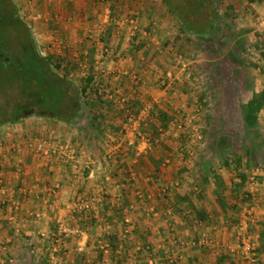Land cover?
<instances>
[{
    "label": "rangeland",
    "instance_id": "rangeland-1",
    "mask_svg": "<svg viewBox=\"0 0 264 264\" xmlns=\"http://www.w3.org/2000/svg\"><path fill=\"white\" fill-rule=\"evenodd\" d=\"M170 3L173 11L183 18V22L192 26L205 25L212 18V11H217L221 20L220 29L204 41H196L194 38V41H191V38L181 35L179 22L168 13L162 0H124L120 10L117 11L118 14L113 16L116 18L115 22L104 23V9L113 8L114 3L110 0H0V52L10 57L9 62L0 58V120L9 118L11 121H16L29 116L38 118L42 116L54 124L62 122L65 129L69 128L70 124L58 117L72 116L68 104L71 103V97L74 95V87L69 82L60 80L59 72L52 69L46 62L45 56L59 52L64 46L69 50L71 58L80 62L81 55L86 51L85 43L90 42L91 46L100 49L104 46L102 37L105 38L104 40L109 39L108 45L118 54L125 52L130 40L129 24L121 23L125 18H132L140 28L146 29L151 26L149 51H142L138 56L127 53L125 57H119L116 61L107 60L103 64L101 62L97 64L104 76L111 74L112 78H123L125 82L112 94L116 105L120 108L126 105L125 102H118L121 98L125 100L135 98L142 100L144 106L162 103L181 108L187 115L188 124L196 132L194 134L196 140L199 139L200 130H205L206 137L210 139L213 133H221L220 130L223 129L231 133L233 146L240 150L244 144L245 134L252 138L255 131L264 130V100H261L258 122L249 133L245 131L247 126L245 105L255 97V93L264 89V64L259 63L257 57V48L264 46L263 9L262 13L246 14L247 6L238 7L234 5L233 0H214V10L210 7V0H202V2L201 0H170ZM36 12H41L43 17L34 20L33 15ZM17 17H20L27 29L15 22ZM77 24H80V30L77 29ZM109 27H112V30L109 31ZM179 37L185 42V47L190 49L186 50V57L194 54L192 60L187 61L183 54L177 52L181 42L178 40ZM166 42H169L168 49L162 47ZM100 57L98 56V60H101ZM157 57L169 68L166 80L159 79L162 73L156 63ZM178 65H180L179 69ZM7 66L10 67L8 71H6ZM185 68L195 76L192 86L206 95V101L200 106L201 110L197 108L193 110L195 97L193 102L187 104V96L178 94L173 88L174 79L179 71L183 72ZM81 75H83L82 71ZM71 83L77 84L78 78L72 77ZM121 93L122 97H120ZM222 99L225 100L224 111L218 106ZM63 100L66 107L62 109ZM84 120H86L85 112L81 122ZM193 120H197L198 123L194 124ZM76 121L78 122L77 119ZM124 126L125 121L122 123L120 143L135 141L136 146L141 145L134 136L123 134ZM174 128L177 127L173 121L172 129ZM172 129L170 132L173 131ZM79 132L81 137H78L77 142L85 136L84 130ZM59 135L58 138L52 137L46 140L59 142L77 156L73 146L74 136L65 132ZM206 147L208 150L204 160H199L202 167L205 166L203 161L206 163L207 160L209 165L212 158L209 143H206ZM86 150L87 146H84L81 154L84 155ZM67 156L64 155L65 158ZM135 160V157L129 158L128 163L131 164ZM74 161L75 163L72 164L76 168L73 169L77 170L78 165H82L83 162H78L76 157ZM258 166L259 168H255V172L250 174L246 182L252 201L249 202L250 204L242 203L240 214L228 213L235 218L239 217V222L236 223L224 213L212 214L211 219L219 222L220 229H217L219 231L211 236L207 225L200 227L199 237L191 238L194 243L190 246L185 247L183 242L186 241L185 238L190 239L192 231H185L179 220L176 224L178 231L174 233L167 229L162 231L161 226L164 225L158 221L159 216L153 212V207L145 212L141 218L146 226L148 242L153 247L152 257L148 259L149 264H162V261L170 258L174 260V264H216L217 256L224 258V264H246L237 249V234L244 232L245 228L240 229V227H244L245 223L248 234L259 251L258 264H264V250H261L260 240L264 230V166L262 164ZM164 168L166 176L172 180L176 174L173 170L175 167L164 166ZM253 174H257L258 179H253ZM96 176L95 174L90 179L92 187L96 190L92 193V199H87L81 192L77 193L72 199L69 213L56 222V229L51 232L49 238L47 264H102L96 259L94 241L102 232L108 231L109 227L102 225L93 227L92 242L88 244L87 232L82 230L74 219V210L80 209L81 202L90 204L97 202L94 198H99L103 187L99 185ZM80 177V182H87L88 179L81 175ZM216 177L221 179L215 181ZM236 180L239 179L236 177ZM212 182V187L217 186L219 190L223 189V184H229V175L223 167L216 169ZM105 186L108 194L113 195L118 192V182ZM208 192L204 193L206 197L209 196ZM206 197L203 200L209 208ZM201 224L203 226V223ZM60 225L68 229L65 235L58 233ZM182 233L184 237L181 236ZM223 238L225 241H222ZM139 242L129 249L128 259L123 263L111 262L108 256L110 253L106 251L103 264H144L136 258L135 251L141 246ZM119 250L117 259L123 256L124 249Z\"/></svg>",
    "mask_w": 264,
    "mask_h": 264
},
{
    "label": "trees",
    "instance_id": "trees-1",
    "mask_svg": "<svg viewBox=\"0 0 264 264\" xmlns=\"http://www.w3.org/2000/svg\"><path fill=\"white\" fill-rule=\"evenodd\" d=\"M110 1L114 3L113 8H111L114 16L118 14L117 11L120 10L124 0ZM210 1V7L213 9V6H215L214 0ZM162 4L168 13L179 22L181 35L191 38V41H204L220 29V15L214 9L212 18L205 25L192 26L183 22V18L173 11L170 0H162ZM15 22L27 29L20 17H17ZM108 30H112V27H109ZM144 31L151 32V26L146 29L138 27L136 33L130 37L126 51L120 52V54L108 45V38L104 40L105 38L102 37L104 46L100 49L91 46L90 42L85 43L84 49L86 51L81 55L80 62L73 60L69 50L64 46L60 48L59 52L45 56L46 62L50 64L52 69L59 72L60 80L69 82L75 91L71 97V103L68 104L71 107L72 116L58 117V119L73 125L76 132L74 134L78 137H81L79 131H85V136L79 140L77 148L80 150L87 146L85 151L86 160H96L93 169L97 170L96 180L103 187L98 196L99 200L94 198L97 200L96 204L91 203L88 208L75 209L74 215L75 222L84 231H88L90 227L95 225L109 227L108 231L102 232L101 236L94 241L96 259L102 264L106 251L110 253L108 256L111 262L123 263L128 259L129 249L135 247L139 241L141 243L140 248L137 251L134 249L137 254L136 258L144 264H149L148 259L152 257L153 247L148 242L146 226L141 217L151 207H153V212H156L159 216L158 221L164 225L161 226L162 231L164 229L171 233L178 231L176 224L179 220L185 227V231H192L190 239L185 238L186 241L191 243H194L191 238L200 235L201 223H205L208 227H214V221L210 216L212 214L224 213L238 223L239 217L236 216L235 218L231 214H240L242 203L252 201L246 182L250 174L255 172V168H259L258 165L262 164L264 166V130L263 132L255 131L252 138L245 134L244 144L240 150L233 146L234 141L231 133H227L223 129L220 130L221 133H213L210 139L206 137L205 130H200L199 139L196 140L194 135L196 132L188 124L187 115L184 111L181 108L170 107L162 103H153L145 122L140 125V132L149 139V148L146 153L136 157L133 146L120 143L123 121L129 114L137 116L144 106V102L135 98L134 100L128 98L124 101L125 106L118 107L112 94L125 82H123V78H112L111 74L110 76H104L97 64L99 62L103 64L107 60L116 61L119 57H125L127 53L138 56L142 51L146 50L148 52L150 43L149 39L143 34ZM31 38L35 43L34 38L32 36ZM178 40L181 42L177 52L183 54L187 61L192 60L194 54L186 57V50L190 49L185 47L182 38L179 37ZM108 46L110 51L105 52L104 47ZM168 46L169 42L162 45L165 49H168ZM258 48L259 63L264 64V46ZM98 56H101V60H98ZM0 58H4L6 62L10 61V57L1 52ZM156 59L162 73L159 77L160 81L168 79L169 68L167 64H164L165 62L158 57ZM253 64L255 67L257 66L255 62ZM179 68L180 65H178ZM9 69L10 67L6 68V71ZM81 71L83 75H81ZM72 77L78 78L77 84L71 83ZM194 78L195 76L192 73L187 76L185 72L179 71L178 76L174 79L173 88L178 94L187 96V104L193 102L195 97V108L193 110L196 108L201 110L200 106L206 101V95L192 86ZM254 96L245 105V119L247 122L245 131H248V133L258 122L261 100H264V89L255 93ZM120 97H122V93ZM62 104L63 109L66 105L64 100ZM218 106L224 111L225 100L222 99ZM62 109L60 112H62ZM84 112L86 120L81 122ZM12 121L9 118L2 119L0 120V126ZM173 121L177 128L172 129ZM193 122L194 124L198 123L197 120H193ZM171 129L172 132H170ZM206 143H209L212 162L209 161V165H207L208 161L206 160V163L203 161L205 166L202 167L203 165L200 164L199 160H204L206 150H208V147L205 148ZM115 145H119V148L109 157L107 151ZM76 152L78 151L76 150ZM103 152L104 155H102ZM134 157L136 160L129 164L128 159H134ZM164 166L175 167L173 170L176 174L172 180H169L166 176ZM220 167H223L229 175V184H223L222 190L217 189V186L212 187L216 169ZM131 170L135 173L136 177L134 179L130 176ZM90 171L91 168L82 164L78 165L76 173L78 176L86 177ZM236 177L239 179L238 181ZM254 178L258 179L257 174H253ZM217 179L221 178L216 177L215 181ZM114 182H118V192L114 195L108 194L105 185ZM80 191L82 192V188ZM206 192L209 193L208 197L204 195ZM84 195L87 199L93 197L91 191ZM204 197L208 200L209 208L203 200ZM229 212L231 214H228ZM128 217H130L129 221H127ZM181 236L184 237L183 233ZM260 236L261 250L263 251L264 232ZM91 242L92 238L90 237L87 243L90 244ZM119 249H124V251L123 256H119V259H117ZM257 253L259 263L258 250ZM47 258L48 254H46ZM223 260L222 256H217L216 264H224ZM161 263L174 264L169 259H165Z\"/></svg>",
    "mask_w": 264,
    "mask_h": 264
},
{
    "label": "crops",
    "instance_id": "crops-1",
    "mask_svg": "<svg viewBox=\"0 0 264 264\" xmlns=\"http://www.w3.org/2000/svg\"><path fill=\"white\" fill-rule=\"evenodd\" d=\"M233 3L242 8L247 6L246 14L262 13V9L264 12V0H233ZM77 27L79 29L80 24ZM62 125V122L54 124L46 117L29 116L0 126V264H47L49 238L56 222L69 213L72 199L81 188L83 194L96 191L90 180L98 174L93 169L96 160H86V153L82 155L83 149L77 148L79 143L74 126L65 129ZM62 131L74 136L78 162L91 168L85 177L87 182H80L81 177L73 169L76 168L74 160L34 150L32 144L35 141L58 138ZM11 146L15 147L14 151L9 150ZM213 221V228L207 226L211 236L220 229L219 222ZM205 225L203 223L201 227ZM96 226L86 231L88 239Z\"/></svg>",
    "mask_w": 264,
    "mask_h": 264
},
{
    "label": "built area",
    "instance_id": "built-area-1",
    "mask_svg": "<svg viewBox=\"0 0 264 264\" xmlns=\"http://www.w3.org/2000/svg\"><path fill=\"white\" fill-rule=\"evenodd\" d=\"M104 15H103V23L104 22H108V21H112L115 22V17H113V15H111V8L110 7H106L103 11ZM43 17V14L41 12H36L33 15V19H41ZM117 22V21H116ZM120 21H118L119 23ZM125 24H129V36L132 37L136 31L138 30V25L136 24L134 19H129V18H125L122 20V25ZM102 24V23H101ZM143 34L149 39L151 36V32H147L144 31ZM158 43V42H156ZM158 47V46H157ZM104 51L108 52V47H104ZM183 72H187L186 68L183 70ZM191 72H187V76H190ZM125 99L121 98V100H119L118 102H124ZM152 108V105L150 106H143L140 110V112L138 113L137 116L134 115H127L125 118V126H124V135L126 134H130L131 136H134L135 139H138V142L141 144L139 146H136V142L135 141H128L127 144L128 146H133L135 147V155L136 157H138L141 154L146 153V150L149 148V139L140 132V125L145 122L148 114H149V110ZM34 150L36 153H41V154H45V155H49L50 153H54V154H58L61 158H64V155L67 154L69 159L74 160L75 156L74 154H72L70 151H68L67 147L60 144L59 142H49V141H43V140H38L35 141L33 144ZM2 146V145H1ZM119 148V145H115L113 147H110V149L107 152V155L110 157V155L114 154ZM1 149V147H0ZM10 151H14L15 147L11 146L9 147ZM87 167V166H86ZM131 178L134 179L135 173L133 172V170H131ZM90 205V203L88 202H81V207L82 208H88ZM127 221H129V219L127 218ZM243 224V223H242ZM245 228L244 232H238V237H237V243H238V252L241 254V257L243 260L246 261V264H258V253H257V246L255 244V242L252 240V237L248 234V228H247V224H244V227H240V229ZM68 229H66L64 226L60 225L59 226V230L58 233L60 235H65L67 233ZM183 244H185V247L190 246L193 244V242H189V241H185L183 242ZM182 257V255L180 256ZM170 261L173 262L174 260L172 258H170ZM152 263V262H151Z\"/></svg>",
    "mask_w": 264,
    "mask_h": 264
}]
</instances>
